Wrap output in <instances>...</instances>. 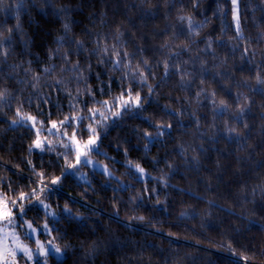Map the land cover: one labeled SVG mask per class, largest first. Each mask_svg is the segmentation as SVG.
Instances as JSON below:
<instances>
[{"label": "trees", "instance_id": "16d2710c", "mask_svg": "<svg viewBox=\"0 0 264 264\" xmlns=\"http://www.w3.org/2000/svg\"><path fill=\"white\" fill-rule=\"evenodd\" d=\"M239 4L237 31L231 0H0V199L54 207L50 264H264V0Z\"/></svg>", "mask_w": 264, "mask_h": 264}, {"label": "rangeland", "instance_id": "374dc122", "mask_svg": "<svg viewBox=\"0 0 264 264\" xmlns=\"http://www.w3.org/2000/svg\"><path fill=\"white\" fill-rule=\"evenodd\" d=\"M236 9H238L239 15L238 25L234 19ZM232 16L234 28L239 31V0H237L236 5L232 3ZM23 121L25 123L29 121V125L37 130L38 139L43 148L52 145L55 139L59 138L63 139L76 152V156L80 155V162L75 168L70 170L80 181L89 182L90 172H98L109 178L118 179V174L110 162L103 160L101 157L103 153L99 147V136H91L87 140L81 139L77 133L79 129L76 125L77 121H75V129L72 132L68 130L65 124H62L63 126L43 128L35 126L33 119L24 118ZM90 138L95 140L94 145H87ZM33 149L41 150L34 146ZM137 166L130 165L129 167L137 175L138 179L145 180L147 178L146 171L141 166H139V169H143V172L139 171ZM37 204L47 215L40 223L29 219L26 216V209L22 208L19 212H15L14 208L6 200L0 199V264H50L51 258L62 260L65 257L64 251L53 240L49 223V218L57 217L56 210L47 201L40 200ZM44 205L48 207H44ZM45 225H47L46 228ZM41 245L46 250V255L41 251ZM57 248L60 250L59 252L56 251Z\"/></svg>", "mask_w": 264, "mask_h": 264}, {"label": "snow or ice", "instance_id": "6c2138e0", "mask_svg": "<svg viewBox=\"0 0 264 264\" xmlns=\"http://www.w3.org/2000/svg\"><path fill=\"white\" fill-rule=\"evenodd\" d=\"M232 3H233V5H236L237 4V0H232ZM234 19L237 21V25L239 24V15H238V9H236V11L234 12ZM129 99L131 100V99H133L132 97H131V95H129ZM139 101H140V97H139V94H137L136 96H135V98H134V102H135V104L137 105V106H139ZM105 103H107V102H105ZM124 103L125 104H127L128 103V101H124ZM223 103V102H222ZM119 112H116V113H114V115H116V116H119ZM101 115H103V113H101ZM28 119H34V118H32V117H27ZM61 123H63V122H61ZM53 127H56V124H55V122H53ZM92 131H93V134L95 135V129H92ZM50 143V142H49ZM95 144V140L94 139H92V138H90L89 140H88V142H87V145H94ZM34 147H36V148H40L41 150H43V146H42V144H41V142L39 141V139H37L35 142H34V145H33ZM89 150H91V148H89ZM76 162L77 163H79L80 162V155L78 154L77 156H76ZM85 162H88V161H85ZM70 166H72V167H75V165H70ZM137 168L139 169V166H137ZM139 171H141V172H143V169H139ZM58 179V178H57ZM53 183H56L57 182V180H53L52 181ZM24 198V196H23V194L21 195V199H23ZM41 203H43L42 201H41ZM44 207H48L47 205H44ZM47 227V225H45V228ZM40 249H41V251L46 255L47 254V252H46V250H44L43 249V246L41 245L40 246ZM56 251L57 252H59L60 250L57 248L56 249ZM245 259H247V257H245Z\"/></svg>", "mask_w": 264, "mask_h": 264}]
</instances>
